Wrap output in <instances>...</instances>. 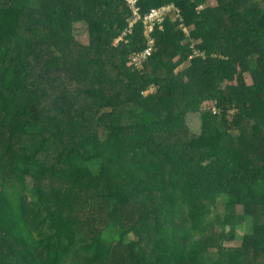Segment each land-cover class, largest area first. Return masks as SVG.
Masks as SVG:
<instances>
[{"label":"trees","instance_id":"1","mask_svg":"<svg viewBox=\"0 0 264 264\" xmlns=\"http://www.w3.org/2000/svg\"><path fill=\"white\" fill-rule=\"evenodd\" d=\"M261 2L137 0L127 33V0H0V264H264ZM48 177L64 200L46 197ZM81 191L83 220L95 205L105 227L66 215ZM216 224L227 240L245 225L243 246L211 250Z\"/></svg>","mask_w":264,"mask_h":264},{"label":"rangeland","instance_id":"2","mask_svg":"<svg viewBox=\"0 0 264 264\" xmlns=\"http://www.w3.org/2000/svg\"><path fill=\"white\" fill-rule=\"evenodd\" d=\"M244 1H245V4L242 5V6H240V8H242V9L246 6V4L252 3V2L257 3V4H261L263 6V3L261 2V0H244ZM74 36H75L76 40L79 41L80 43H82V44H88V42H89V34H88L87 25L82 24V23L81 24H77L75 26V29H74ZM119 40H121V38H119L116 41V43ZM72 53L75 56H77V55L80 54L79 50H75ZM142 66H140V68H142ZM188 67H189V64H184V65L180 66L177 69V71L178 72L184 71ZM34 69L35 70H38V71H40V73H42V72L45 71L46 68L41 71V65H40V66H38L37 69L35 67H34ZM247 81H248L249 84L252 83L251 78H250L249 75H247ZM152 87H154V86H152ZM69 88L72 89L73 87H69ZM153 91H154V89L151 88L149 93L151 94V92H153ZM146 94H148V93H146ZM58 107L59 106H56V108H58ZM173 111H174V107H173V105L171 103H169L166 106V108H165V113H166V115H168V118H172ZM185 124H186L185 125V128L180 132L179 135L184 136L186 138L187 135H190V133L187 130L189 129V131H191V127H190L189 123L188 124L185 123ZM196 125H197L196 121L193 120V126L195 127ZM179 127L180 126L175 125L172 128H174L175 132H178L179 133V129H178ZM15 140H16V138H15ZM8 147H10V146H9V143H7V140L4 139V138H2V137H0V161H3L5 163H6V161L4 160V158H5L4 153H5L6 150H8ZM15 153L16 152L14 151V149H12V151H9V153L6 155V158H8V157L13 158V156H14ZM33 184H34V180L32 178H29L28 179V186L29 187H32ZM43 185L44 186H43L42 191H44V193H45V195H46L47 198H50V197L55 196V194H52L54 192L53 190L58 189L59 190V193L57 194V196H59L63 200L65 199V196H64V193H63L64 186L60 185L58 181H54L53 179H51V177H48L46 179V181L43 182ZM84 192L81 191L79 198H69V200H66V202L68 203V205L69 206H72L70 209H66V215L73 208L70 211L72 217L75 216L76 218L82 220V221H79L80 229L85 228V225L87 226V228H88V226H92V228H94V229L95 228L97 229V226L102 227V228L105 227V224L100 223V222H97V218L99 216H104V213L103 212H100L95 205L90 206V209L88 210V213H87V216H88V218L90 217V220L91 221H88V222L86 221L85 222V220H83L82 212L79 211L77 207H78V205H79V203L81 201V195H83ZM27 195L29 197H31V194L27 193ZM87 198L89 199V201L92 204H96L97 200L94 199V196L93 197L87 196ZM93 201H95V202H93ZM226 213H227V209H226V204L224 202V199H220V201H219L217 207L214 209V212H213V214H212V216H211L210 219L213 222H216V219H217L218 216H220V215H223L224 216V215H226ZM244 213H245V209L243 207H238L236 209V211H235L234 214H236V216H241ZM216 215H217V217H216ZM67 216L69 217V215H67ZM93 218H95L94 221H93ZM135 220H136V218L133 215V216H131L129 218H126L123 221H121L120 224H122V225H129V224L134 223ZM235 220H236V223H240L241 222L237 217H235ZM88 223H89V225H88ZM237 225H238L237 226V234H236L237 237H235V239L234 238L232 240L225 239L224 235L222 234L223 232L221 231L222 230V227L220 225H217L216 224L213 228H209L208 229V232H207L204 240H206V239H208V240L209 239H212V240H210L211 250L212 249H216L217 247H215V246H220L221 243H222V245H224L225 247H228V248H238V247H242L243 246L242 244H243V241H244V238H245V233H246V231H245V225L244 226H242V224H237ZM230 230H231L230 227H227L226 228V232H230ZM223 240H225V243L224 244H223ZM119 248H120V251H121L122 255H124L125 252H127L126 251V248L124 246H119Z\"/></svg>","mask_w":264,"mask_h":264},{"label":"built area","instance_id":"3","mask_svg":"<svg viewBox=\"0 0 264 264\" xmlns=\"http://www.w3.org/2000/svg\"><path fill=\"white\" fill-rule=\"evenodd\" d=\"M127 1L133 13V18L129 24V28L127 29V33H128V32H131L134 23L140 19V13H139V8L136 4L137 0H127ZM173 11H176V8L173 6H165L163 8L153 10L152 13L146 17V22L151 24L150 31H152L153 25L155 24L156 21L158 20L162 21L165 15H168L170 12H173ZM127 33H124L122 36H125ZM149 53H150V48L146 49L143 53L137 55L135 57V61L140 65L141 60L139 56L140 57L142 56L144 58Z\"/></svg>","mask_w":264,"mask_h":264}]
</instances>
